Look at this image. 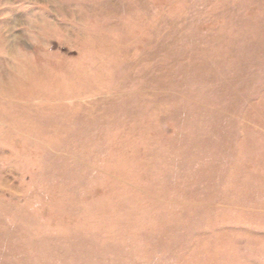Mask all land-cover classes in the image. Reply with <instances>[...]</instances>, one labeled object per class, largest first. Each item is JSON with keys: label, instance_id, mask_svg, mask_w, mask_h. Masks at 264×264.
<instances>
[{"label": "rangeland", "instance_id": "374dc122", "mask_svg": "<svg viewBox=\"0 0 264 264\" xmlns=\"http://www.w3.org/2000/svg\"><path fill=\"white\" fill-rule=\"evenodd\" d=\"M0 264H264V0H0Z\"/></svg>", "mask_w": 264, "mask_h": 264}]
</instances>
